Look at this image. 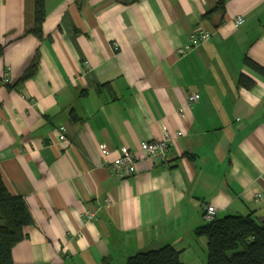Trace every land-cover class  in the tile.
<instances>
[{"label": "crops", "instance_id": "0c3cea01", "mask_svg": "<svg viewBox=\"0 0 264 264\" xmlns=\"http://www.w3.org/2000/svg\"><path fill=\"white\" fill-rule=\"evenodd\" d=\"M35 8L0 0V172L34 219L13 264H126L166 245L197 264L207 208L264 223V74L246 64L264 69V0H45L42 39ZM198 30L211 38L192 48ZM164 131L167 160L146 159ZM123 147L138 172L121 179Z\"/></svg>", "mask_w": 264, "mask_h": 264}, {"label": "trees", "instance_id": "16d2710c", "mask_svg": "<svg viewBox=\"0 0 264 264\" xmlns=\"http://www.w3.org/2000/svg\"><path fill=\"white\" fill-rule=\"evenodd\" d=\"M45 19V0H36L35 27L31 33L39 39L43 38ZM2 53L0 47V56ZM246 64L264 74V69L253 61L247 59ZM38 66L36 57L21 81L36 75ZM253 83L246 76L239 81L244 88H250ZM32 225L34 219L26 201L8 190L0 172V264H13V249L27 238L26 228ZM196 234L208 240L207 264H264V223L253 215L216 218L199 228ZM180 256L179 250L166 245L157 250L138 252L130 256L126 264H186Z\"/></svg>", "mask_w": 264, "mask_h": 264}, {"label": "built area", "instance_id": "2783aa9c", "mask_svg": "<svg viewBox=\"0 0 264 264\" xmlns=\"http://www.w3.org/2000/svg\"><path fill=\"white\" fill-rule=\"evenodd\" d=\"M244 23V19L242 17H239L237 19V25H242ZM211 38V32L210 31H204V30H198L194 34L191 35L190 38V46L192 48H195L199 46L201 43L208 41ZM179 53L183 56L186 54V49H180ZM2 82L4 84H9L11 81V72L10 70H7L2 78ZM200 99V96L198 94H193L188 97L187 104L189 106H192L198 100ZM67 129L64 125H60L58 128V139L60 142L65 143L67 142V136H66ZM182 135V132L178 133V136ZM173 142V137L169 133V131H164L162 137L158 140H154L148 143H145L142 146V153L143 156L151 160L155 163H163L167 160L170 145ZM107 149L104 147L103 153H107ZM138 156L129 150L127 147H123L120 151L119 156L113 161L111 165V172L114 176L118 178H125L129 177L131 175L137 174L138 172ZM255 199L257 201H263L264 200V192L257 193L255 196ZM83 217L87 221H92L97 218L96 212L87 211L83 214ZM204 218L207 222H212L217 218V211L214 208H207L204 214Z\"/></svg>", "mask_w": 264, "mask_h": 264}, {"label": "rangeland", "instance_id": "374dc122", "mask_svg": "<svg viewBox=\"0 0 264 264\" xmlns=\"http://www.w3.org/2000/svg\"><path fill=\"white\" fill-rule=\"evenodd\" d=\"M190 255L192 256L195 252V256L193 259H198L197 264H207V250H188Z\"/></svg>", "mask_w": 264, "mask_h": 264}]
</instances>
